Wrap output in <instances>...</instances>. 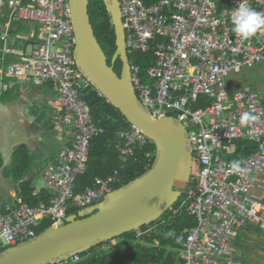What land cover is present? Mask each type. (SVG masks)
<instances>
[{"label": "built area", "instance_id": "obj_1", "mask_svg": "<svg viewBox=\"0 0 264 264\" xmlns=\"http://www.w3.org/2000/svg\"><path fill=\"white\" fill-rule=\"evenodd\" d=\"M241 2L264 13V0H118L137 98L153 116L171 115L182 123L194 154L192 167L198 170L196 182L184 190L189 197L186 214L195 222L175 264H242L234 257L238 229L252 224L264 231V202L252 194L257 184H264V99L248 85L234 88L227 80L231 72L264 61V27L249 39L232 31L231 15ZM4 14L8 24L33 20L41 29L36 38L35 33L22 37L34 40L32 50L2 64L0 79L51 83L53 95L47 102L56 112L54 127L71 125L74 134L44 170L47 202L28 205L18 184L11 201L0 206V251L35 237L43 222L62 225L70 205L87 208L121 182L114 169L74 195L76 179L87 168L90 141L105 129L80 96L87 81L73 59L69 0H0V16ZM149 52L153 61L143 82L140 65L129 56ZM244 113L252 119L242 123ZM241 139L256 144L242 158L236 157ZM150 142L130 124L120 132L116 149L123 160L135 149L142 151L140 163L147 169L155 155L147 149ZM234 160L241 162V171L230 169ZM78 259L74 255L53 264H76Z\"/></svg>", "mask_w": 264, "mask_h": 264}, {"label": "water", "instance_id": "obj_2", "mask_svg": "<svg viewBox=\"0 0 264 264\" xmlns=\"http://www.w3.org/2000/svg\"><path fill=\"white\" fill-rule=\"evenodd\" d=\"M103 2L115 33L110 64L94 34L88 0H69L73 59L82 77L153 142L154 161L143 174L111 189L99 202L68 215L62 225L49 226L1 251L0 264H53L136 231L158 220L196 178H191L194 154L185 127L171 115L153 116L138 100L118 0ZM117 59L121 62L119 75L113 69Z\"/></svg>", "mask_w": 264, "mask_h": 264}, {"label": "trees", "instance_id": "obj_3", "mask_svg": "<svg viewBox=\"0 0 264 264\" xmlns=\"http://www.w3.org/2000/svg\"><path fill=\"white\" fill-rule=\"evenodd\" d=\"M88 14L97 41L107 57L108 64H110L111 57L116 49L115 33L103 0H88ZM5 22H7L6 15L1 19L2 24ZM11 25L12 24H10V27ZM39 31L40 29L36 28L35 38ZM1 43L2 42H0V45ZM129 58L130 60L133 58L140 65L143 82H146V69L153 61L152 52L136 53L133 56H129ZM13 59L14 58H9L6 62H13ZM9 60L11 61L9 62ZM113 69L118 75L120 74V60H116ZM4 84H6V82H4ZM47 85L50 89L49 95L52 96V84L47 83ZM2 88H0V99L12 100L15 98L17 85H12L11 88H8V86ZM4 94H6V97H4ZM80 96L90 107L93 120H100L105 131L103 134L95 135L90 141L89 156L86 164L87 168L86 171L76 179L75 197H77L86 186L91 185L95 177L105 176L114 169L119 170L121 182L113 185V189L126 184L146 171L143 164L140 163V160L143 158L142 151L135 149L133 156L123 160L116 149V144L119 142V132L130 126V123L126 121L118 109L114 108L112 104L101 96L89 82L80 89ZM50 129H55L53 124H50ZM255 148V143L241 139L237 145L236 157L242 158L247 156L253 152ZM147 149L155 151L153 142L149 143ZM31 160L32 155L28 147L25 144H19L15 146L13 150L12 161L10 166L6 167V171L11 174L15 182L19 184L20 196L23 201L30 206H35L39 202H47L50 193L48 190L42 189L37 195H33L35 189L33 185L34 177L30 172ZM195 182L194 180L189 186ZM185 205L181 206L179 200H177L158 220L142 226L136 231H129L122 234L115 243L112 242L117 239V237L109 240L108 242L110 243L107 242L96 246L98 250H94L93 247L78 254L77 256L79 259L76 264L179 263L180 247L185 239L187 230L192 227L195 222L194 218L186 214ZM1 209L2 207H0V211ZM78 211L79 209L70 205L67 210V216L76 214ZM49 226L48 222H43L40 228L37 229V233L42 232ZM155 242L158 243L155 244Z\"/></svg>", "mask_w": 264, "mask_h": 264}, {"label": "crops", "instance_id": "obj_4", "mask_svg": "<svg viewBox=\"0 0 264 264\" xmlns=\"http://www.w3.org/2000/svg\"><path fill=\"white\" fill-rule=\"evenodd\" d=\"M5 14L3 15V18ZM22 21L25 20L14 21L13 23L10 22L12 24L11 27L8 22L3 24L0 22V42H2L0 45V67L2 64H8L6 61L9 58H14L13 60H15L21 53H27L30 49L31 40H25L22 37L30 36L32 33H35L37 27L40 28V26L36 25V28L31 29L28 34L20 33V31L16 30H20L19 24H21ZM5 49H10V52L3 54ZM2 58L3 60H1ZM10 61L11 60H9V62ZM2 69L4 70L5 67L3 66ZM227 80L228 84L234 88L241 87L244 83V77L236 80L229 79L228 77ZM4 82H6V84H4ZM23 82L27 81L9 77H5L2 80L0 79V88H5L6 86L11 88L12 85H17L16 96L14 99H0V186H6L9 197L6 201L0 204V206L11 201V194L16 189V186H18L12 175L6 171V167L11 164L13 153L12 149L14 150L15 146H17L16 143L25 144L22 142H26L25 145L28 147L29 152L32 155L30 172L34 177V189L35 191L40 192L43 189L44 170L46 169V166L49 162L53 161L62 146L70 143L74 134L71 125L58 128L55 127L56 132L50 129L49 124H52L51 110L46 123L41 125L37 121L35 111H31L30 104H34L33 108L35 110V104L40 103L43 100L40 98L43 96L34 88L30 87L35 93H38L39 99H32L29 104L28 101H26V97H24L21 92L26 86H28ZM49 96L46 98L43 97L46 104H48L47 101ZM12 112H14V114H12ZM46 126H49V131L55 133L53 136L55 140H58L57 147H55V143L54 147H52L49 144L50 141L46 142L50 138L45 139L46 135L42 133V129H46ZM47 133L50 136V133ZM4 144L7 146H3ZM3 147L5 150H3ZM40 176L43 179V184L38 186L36 181ZM262 176L264 177V171L261 173V178L263 179ZM252 194L256 197H261L264 202V184H257L252 189ZM234 247V257L242 264H264V231L258 227L252 224L240 227L238 229L237 236L234 239Z\"/></svg>", "mask_w": 264, "mask_h": 264}, {"label": "rangeland", "instance_id": "obj_5", "mask_svg": "<svg viewBox=\"0 0 264 264\" xmlns=\"http://www.w3.org/2000/svg\"><path fill=\"white\" fill-rule=\"evenodd\" d=\"M1 19H3V17L0 16V22H1ZM19 25H20V30L17 29L16 31H20V33H24V34H28L31 31V29L36 28V23L33 20L22 21V23ZM38 29H41V28H38ZM29 39H27V40H29ZM30 40H31V43H30V49L28 50V52L32 50V45L34 44V40L33 39H30ZM19 58H20V56L14 61H17ZM243 77H244L243 85H248L253 90H256V91L262 93V98L264 99V62H262L258 65H254V66H251V65L245 66L241 69L240 72H231L229 79H235L236 80V79L243 78ZM2 79L3 78L1 77V80ZM23 83H25L28 86H26L25 89L22 90L21 92H22V95H24V97H26V101H28L29 104L31 103L32 99H39L38 93H35L31 88H34L36 91H38L45 98L47 96H49V94H50V89H49L47 83H44L41 85H35L32 82H23ZM4 97H6V94H4ZM43 97L40 98V99H43L40 103L35 104V106H36L35 110L33 108L34 104H32V103L30 104L31 111H35L36 119L41 125L47 122V120L50 116V110H51L52 114H56V112L50 106H48V104H46ZM12 114H14V112H12ZM48 127L49 126H46V129H42V133L44 135H46L45 139H48L50 137L49 140L46 142L50 141L49 144L52 147H54V143H55V145H56L55 147H57L58 146V144H57L58 140H55L54 136H53V134H55V133H53L52 131H49ZM54 131L56 132V129H54ZM47 132L50 133V136L48 135ZM22 143L26 144V142H22ZM16 145H19V144L16 143ZM3 146H7V145L4 144ZM31 146H33V145H31ZM43 148H45V147H43ZM3 150H5L4 147H3ZM12 151H13V149H12ZM197 173H198L197 168L195 166H193L192 170H191V176H194ZM36 183L38 184V186H41L43 184V179L41 176L39 177V179H37ZM185 191L183 190L182 194L178 198L181 206H184L189 200V197L185 194ZM8 198L9 197H8V191L6 189V186H4V185L0 186V204H2ZM162 221H164V220H162ZM116 240H118V237H117V239L113 240L112 243H115ZM108 243H110V242H108ZM94 250H98V247H94Z\"/></svg>", "mask_w": 264, "mask_h": 264}, {"label": "clouds", "instance_id": "obj_6", "mask_svg": "<svg viewBox=\"0 0 264 264\" xmlns=\"http://www.w3.org/2000/svg\"><path fill=\"white\" fill-rule=\"evenodd\" d=\"M231 23H232V31L235 35L239 36L241 39H249L251 36H253L259 29L264 27V13H261L251 6H248L246 3L241 2L238 7H236L231 15ZM84 79V78H83ZM85 80V79H84ZM88 82V81H87ZM91 112V111H90ZM54 115L52 114V124L54 125ZM252 117L249 113H244L241 116V122H247ZM55 126V125H54ZM66 125H63L64 127ZM130 127V126H129ZM55 128V127H54ZM105 131V130H104ZM121 132V131H120ZM119 132V134H120ZM103 134V133H102ZM151 141V140H150ZM152 142V141H151ZM69 144V143H68ZM89 156V154H88ZM155 157V155H154ZM154 161V159H153ZM240 161L234 160L231 161L229 164V167L234 172L241 171L240 168ZM152 166V164H151ZM150 166V167H151ZM149 167V168H150ZM149 168L145 169L148 170ZM196 176V175H194ZM194 176H191L194 177ZM190 178V179H191ZM194 180V179H193ZM190 184V183H189ZM44 189V188H43ZM183 191H181L182 194ZM40 233V232H39ZM38 233V234H39ZM37 234V235H38ZM36 235V236H37ZM3 251V250H2Z\"/></svg>", "mask_w": 264, "mask_h": 264}, {"label": "bare ground", "instance_id": "obj_7", "mask_svg": "<svg viewBox=\"0 0 264 264\" xmlns=\"http://www.w3.org/2000/svg\"><path fill=\"white\" fill-rule=\"evenodd\" d=\"M47 86V85H46ZM14 87V86H13ZM10 90V89H9ZM5 93V92H4ZM9 93V92H8ZM9 100V99H8ZM177 222V221H176ZM188 222V221H187ZM187 226V225H186ZM188 227V226H187Z\"/></svg>", "mask_w": 264, "mask_h": 264}]
</instances>
